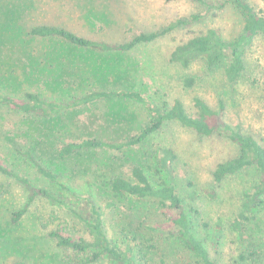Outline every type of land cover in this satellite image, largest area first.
Returning <instances> with one entry per match:
<instances>
[{
  "label": "rangeland",
  "instance_id": "rangeland-1",
  "mask_svg": "<svg viewBox=\"0 0 264 264\" xmlns=\"http://www.w3.org/2000/svg\"><path fill=\"white\" fill-rule=\"evenodd\" d=\"M205 1L217 8L198 7L188 0H95L101 14L89 16L79 0H0V34L17 25L27 30L39 25H54L111 44L129 42L140 33L156 32L181 17L203 16L190 26L176 28L152 42L138 44L114 56L81 48H76L73 56L68 52L73 46L57 38L29 39V46L15 45L12 49L7 38L0 36V91L4 94L21 99L26 93H35L57 103H69L98 90L119 96L61 111L50 118L25 115L0 104V165L20 178H27L35 187L49 189L64 201V205H60L38 196L29 202V190L14 178L0 173V264H14L17 260L29 264H75L67 258L72 255L71 251L58 247L48 233L62 229L74 239L87 238V230L76 215L92 222V208L102 214L108 237L116 248L122 247L119 230L125 223L138 228V223L142 222L160 229L165 221L157 204L146 201H133V211L124 217L109 212L107 203L110 200L99 193L97 187L107 186L114 175L129 177L130 162H126L119 151L96 149L85 165L70 161L64 171L58 173L57 182L45 180L32 162L19 152L26 148L15 135L23 128L25 120L33 122L39 131H45L41 135L51 138L52 146H46V152H51L64 144L87 139L127 142L153 120L151 107L168 110L175 101H180L193 115V100L201 98L213 108L218 101H225L230 107L225 119L232 126L240 125L242 131L264 138V36H258L248 49L246 67L235 84L226 80L224 65L208 68L199 59L185 69L170 61L178 44L210 29L216 30L224 40H233L242 32L243 17L235 6L218 7L222 0ZM249 1L264 15V0ZM4 17L13 24H4ZM52 48L56 53L49 55ZM92 52L90 61L95 71L103 70L98 77L83 59ZM52 62L57 66L50 69ZM111 62L118 64L116 70L110 69ZM59 63L65 66L58 67ZM190 77L195 79V84L187 88L184 80ZM122 90L138 93L143 100L121 96ZM47 127L54 132L49 133ZM128 148L133 150L155 186L168 184L157 165L160 150L167 148L174 152L172 184L183 200L185 211H198L200 226L195 232L212 259L232 264L237 255L246 250L231 223L245 194L261 176L256 168H250L225 178L220 184L213 181L216 166L238 155L236 145L225 133L217 131L211 136H202L169 120L145 141ZM45 155L41 158L44 166L54 170L55 154ZM63 183L78 196L62 189L60 184ZM24 208V215L14 222L12 215ZM70 208L75 209L76 214ZM257 215L263 227L259 235L264 237V206L258 209ZM44 224L47 228L42 227ZM150 244L156 246L150 250V264H196L181 254L179 244L163 245L159 237ZM258 259L255 264H264V253ZM94 264L118 263L102 254Z\"/></svg>",
  "mask_w": 264,
  "mask_h": 264
},
{
  "label": "trees",
  "instance_id": "trees-1",
  "mask_svg": "<svg viewBox=\"0 0 264 264\" xmlns=\"http://www.w3.org/2000/svg\"><path fill=\"white\" fill-rule=\"evenodd\" d=\"M198 7L207 9L217 8L216 5L208 3L205 0H188ZM89 16H97L101 14L95 5V0H79ZM225 4L235 6L243 17L242 32L233 40H224L216 30L210 29L206 33L196 35L187 41L178 44L170 55V61L182 68H188L194 61L203 60L208 68H216L224 65V76L229 84H235L241 77L246 67V55L248 49L252 46L254 40L258 36H264V15L261 11L251 4L249 0H222L218 7ZM103 17L107 18V14L102 12ZM203 18L200 14H191L181 17L171 22L167 27L157 30L156 32L145 34L140 33L134 36L129 42L111 44L103 41H96L81 36L67 28L54 25H39L27 30L24 26H12L7 28L0 36L7 38L14 46H29V39H53L57 38L65 43L73 46V50L68 52L75 55L76 48L95 49L96 52L108 55H117L134 48L138 44L149 43L157 38L164 36L168 32L180 27L190 26ZM4 24H13L6 17L3 18ZM63 48V46H62ZM51 55L56 53L54 48L49 49ZM116 53V54H115ZM92 53H89L90 56ZM82 57L87 64V68L95 76H101V72L95 71L92 65V57ZM112 64V62H111ZM108 64L111 70L118 68L117 63ZM57 66V65H56ZM54 63L49 66L50 69L56 68ZM65 66L62 63L58 67ZM108 69V68H107ZM105 72V71H104ZM106 75H103L104 77ZM121 77V75H119ZM195 79L190 77L184 80L185 87H192ZM121 96L129 97L137 101H142V97L138 93L121 91ZM118 95L107 91H91L81 98H76L69 103L49 102L35 93H26L21 99H16L10 95H6L0 91V104H5L12 109L25 115H34L41 118H50L57 116L61 111L74 109L78 106H85L100 99L114 98ZM120 96V97H121ZM119 97V96H118ZM193 109L195 113L191 115L184 108L180 101H175L168 110L158 107H151L153 120L147 124L140 133L130 138L127 142L110 143L97 139L83 140L81 142L74 141L62 145L60 149L55 148L51 152H46V146L52 141L49 136L41 135L45 131H39L34 123L29 119L22 123L20 131L15 135L20 138L21 143L26 148L21 152L26 160L32 162L36 172L45 180L50 182L58 181V173L64 171L67 164L72 161L80 165H85L90 159L91 154L96 149L116 150L120 152L121 157L129 163V177L124 174L114 175L109 179L107 186H98L97 190L104 197L110 200L107 203L110 213L113 215L131 214L133 211V201L135 202H151L157 204L162 210L165 221L160 229L152 226H145L144 223H138L137 227L133 224L125 223L119 230V236L122 240V247L116 248L108 237L107 230L104 227L102 214L92 208L94 219L88 222L79 215L76 217L87 230L88 237H78L77 239L66 235L62 229H53L49 231L48 236L54 238L58 247L71 251L72 255L67 256L75 261V264H94L102 254L110 256L118 264H150V254L155 245V237H159L163 245L179 244L181 246V254L190 258L196 264H222L211 258L204 242L198 238L195 229L199 227V213L194 211L187 213L185 211L183 200L177 193L172 180L174 178V170L172 162L176 159V155L171 149L163 148L160 150L157 165L168 180L167 183L153 185L150 175L146 172L145 167L134 156L130 146H135L145 141L149 136L157 132L165 121L175 120L185 128L191 129L198 135L211 136L217 131L225 133L230 141L234 143L238 150V155L230 160L219 163L212 173L213 181L220 184L225 178L238 175L246 169L256 168L261 176V180L257 182L248 193L245 194L240 202L238 213L232 221V229L237 233L242 244L246 245L237 255L236 260L232 264H255L259 261L264 253V237L259 235L262 233L263 227L257 215L258 209L264 206V138L256 133L251 134L242 131L241 126H232L227 118V112L230 109L225 101H218L215 108L211 107L201 98L193 100ZM49 133H53V128L47 127ZM7 141L12 143L10 138ZM50 142V143H48ZM126 147V149H124ZM50 152V153H49ZM54 155L56 159V168L54 170L44 166L42 156L45 154ZM40 155V157L37 156ZM0 173L14 178L17 182L25 186L29 194V202L40 196L50 200L52 203L64 205V201L49 189L33 186L27 178H20L16 174L8 171L0 165ZM61 188L67 192H72L78 196L73 189L65 183L60 184ZM70 211L76 214L75 209ZM26 212L24 208L12 215V220L17 222ZM133 214V213H132ZM194 214V216H192ZM51 218V217H50ZM204 226V225H203ZM47 228V224L42 225ZM47 230V229H46ZM258 230V232H255ZM254 235L258 237H254ZM73 256V257H72ZM74 258V259H73ZM14 264H29L23 260H17ZM230 264V263H223Z\"/></svg>",
  "mask_w": 264,
  "mask_h": 264
}]
</instances>
